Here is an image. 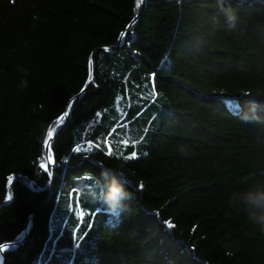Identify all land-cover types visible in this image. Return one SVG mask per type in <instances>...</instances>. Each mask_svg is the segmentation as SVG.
<instances>
[{
  "label": "trees",
  "instance_id": "trees-1",
  "mask_svg": "<svg viewBox=\"0 0 264 264\" xmlns=\"http://www.w3.org/2000/svg\"><path fill=\"white\" fill-rule=\"evenodd\" d=\"M225 6L0 0L5 264H264L232 206L264 183V0ZM104 169L127 177L118 216L80 190Z\"/></svg>",
  "mask_w": 264,
  "mask_h": 264
},
{
  "label": "clouds",
  "instance_id": "clouds-1",
  "mask_svg": "<svg viewBox=\"0 0 264 264\" xmlns=\"http://www.w3.org/2000/svg\"><path fill=\"white\" fill-rule=\"evenodd\" d=\"M218 8L223 11L229 23H234L235 17L230 7L225 6V0H217ZM259 105L253 102L250 105L252 119H258L256 111ZM246 119L249 117H245ZM182 154L184 150L181 149ZM102 179L96 180L90 185H85L80 190L93 201L106 206L107 211L112 215H120L127 211L126 201L132 198L127 188V177L123 170L104 169ZM232 206L237 210H243L249 221L259 225L264 230V183L253 185L245 191L234 194ZM242 206V208L240 207Z\"/></svg>",
  "mask_w": 264,
  "mask_h": 264
},
{
  "label": "snow or ice",
  "instance_id": "snow-or-ice-1",
  "mask_svg": "<svg viewBox=\"0 0 264 264\" xmlns=\"http://www.w3.org/2000/svg\"><path fill=\"white\" fill-rule=\"evenodd\" d=\"M142 3H143V0H136V7L139 8ZM121 35H123V33ZM68 108L69 109L71 108V104L68 105ZM68 115H69V112L68 111H65V113L59 118V120L60 121H63ZM52 135H53L52 130H49V132H48V138L51 139ZM49 139H46L45 140V142H44L45 147H49ZM123 143L127 144L128 142L127 141H124ZM91 147L92 146L89 145V149ZM97 147H99V145H97ZM75 151L76 152H80L81 151V148L79 146H77L76 149H75ZM108 152H109V154H112L111 147L110 146L108 147ZM136 157H137V153L135 151H133L129 156H126L125 159H135ZM48 160L49 161H52V157L49 156L48 157ZM42 167H44L45 170L47 171V165H42ZM140 187L142 188L143 187V184H141ZM80 215L82 216L83 215V212H81ZM169 227H175V225L169 223ZM7 247H8L7 244H0V252H3Z\"/></svg>",
  "mask_w": 264,
  "mask_h": 264
},
{
  "label": "water",
  "instance_id": "water-1",
  "mask_svg": "<svg viewBox=\"0 0 264 264\" xmlns=\"http://www.w3.org/2000/svg\"><path fill=\"white\" fill-rule=\"evenodd\" d=\"M143 8H144V0H143V3H142V10H143ZM142 10H141V11H142ZM139 16H140V15H139ZM139 16H138V17L132 22L131 26H132V25L138 20ZM127 30H128V29H127ZM127 30H126V31H127ZM125 34H126V32L123 33V35H121V39L124 38ZM68 118H69V115L66 117V120H68ZM53 139H54V136H52L51 139H49V147H45V152H46L47 155H48V154L50 153V151H51V144H52ZM47 162H48V164H49V166H50V168H51L52 175H53V172H54L53 163H52L51 161H48V160H47ZM23 242H24V240H23ZM23 242H22V243H23ZM22 243H19V244H17V245L19 246V245H21ZM0 255H1V257H2V264H5V259H4V256H3L2 252H0Z\"/></svg>",
  "mask_w": 264,
  "mask_h": 264
},
{
  "label": "bare ground",
  "instance_id": "bare-ground-1",
  "mask_svg": "<svg viewBox=\"0 0 264 264\" xmlns=\"http://www.w3.org/2000/svg\"><path fill=\"white\" fill-rule=\"evenodd\" d=\"M141 10H142V4H141ZM128 30H129V29H128ZM128 30H127V31H128ZM49 156H50V153L47 155L46 152H45V159H46V161L48 160V157H49ZM48 161H49V160H48ZM110 264H111V263H110Z\"/></svg>",
  "mask_w": 264,
  "mask_h": 264
}]
</instances>
